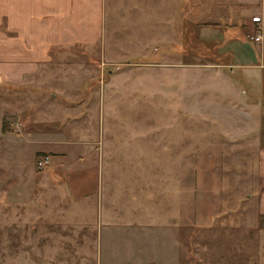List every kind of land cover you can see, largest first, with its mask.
<instances>
[{
  "label": "rangeland",
  "instance_id": "1",
  "mask_svg": "<svg viewBox=\"0 0 264 264\" xmlns=\"http://www.w3.org/2000/svg\"><path fill=\"white\" fill-rule=\"evenodd\" d=\"M109 1L103 38L62 57V86L89 84L92 98L56 125L134 138L136 174L115 167L109 183L107 170L94 178L49 153L39 167L31 146L16 167L0 146V264H264V98L249 103L244 72L200 38L196 15L182 53L180 38L153 39L148 7ZM96 148L61 158L99 157Z\"/></svg>",
  "mask_w": 264,
  "mask_h": 264
},
{
  "label": "crops",
  "instance_id": "2",
  "mask_svg": "<svg viewBox=\"0 0 264 264\" xmlns=\"http://www.w3.org/2000/svg\"><path fill=\"white\" fill-rule=\"evenodd\" d=\"M108 2L0 0V146H5L6 157L16 167L25 161L23 151L31 146L36 151V159L49 153L59 167L92 169L94 178L100 174V168L104 172L107 170L109 183L115 167L118 176H135L136 171H130L131 168L137 169L136 149L132 145L134 138L125 140L124 134L113 132L112 135L117 137L111 139L108 128L106 137L104 133L101 137V126H93V122L91 125L87 123V127H71L72 124L65 125V122L61 127L56 125L65 112L69 111L65 113L67 120L71 110L76 113L75 106L92 98L89 84L77 85L76 80H68L65 83L67 88L62 86L61 73L68 71L64 67L70 66L63 64L62 57L71 55L63 53L65 48L77 44L90 45L103 38ZM111 2L113 8L148 7L153 39L180 38L182 53L189 49L186 41L190 32L189 18L191 14L196 15L200 38L215 41L221 47V53L227 52L233 57L235 64H230V68L232 70L236 65L244 72V82L251 91L249 103L261 105L256 97L261 95L264 98V0ZM255 16H260L259 20H254ZM257 34L262 36L259 41L249 37ZM80 86L84 89L78 92ZM102 101L104 97L99 96L97 103ZM71 104L75 105L66 106ZM99 144L101 155L92 158L91 154L99 151L96 148ZM76 147L92 148L91 154L88 151L86 159L78 162L61 158L64 154L68 157L74 155ZM115 147L120 152L126 147L131 148L134 159H110L111 150ZM260 150L264 175V147ZM57 176L58 173L55 180ZM73 177L77 178V172L71 173L70 179ZM260 210L264 213V188L260 195Z\"/></svg>",
  "mask_w": 264,
  "mask_h": 264
},
{
  "label": "built area",
  "instance_id": "3",
  "mask_svg": "<svg viewBox=\"0 0 264 264\" xmlns=\"http://www.w3.org/2000/svg\"><path fill=\"white\" fill-rule=\"evenodd\" d=\"M260 16H255L253 17L254 20H259ZM249 37L255 41H259L261 39V34H257V35H249ZM49 156L48 155H44L42 158H40L38 160V166H44L46 162L49 161Z\"/></svg>",
  "mask_w": 264,
  "mask_h": 264
},
{
  "label": "trees",
  "instance_id": "4",
  "mask_svg": "<svg viewBox=\"0 0 264 264\" xmlns=\"http://www.w3.org/2000/svg\"><path fill=\"white\" fill-rule=\"evenodd\" d=\"M42 157H43V156H42ZM42 157H39V156L37 157V159H36V161H37V165H38V160H39L40 158H42Z\"/></svg>",
  "mask_w": 264,
  "mask_h": 264
}]
</instances>
